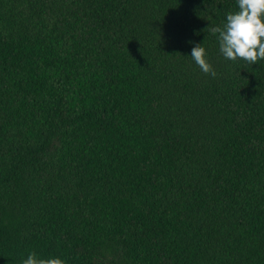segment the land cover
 Listing matches in <instances>:
<instances>
[{"label":"trees","instance_id":"16d2710c","mask_svg":"<svg viewBox=\"0 0 264 264\" xmlns=\"http://www.w3.org/2000/svg\"><path fill=\"white\" fill-rule=\"evenodd\" d=\"M236 10L0 0V264H264V60L209 30Z\"/></svg>","mask_w":264,"mask_h":264},{"label":"clouds","instance_id":"9594fccd","mask_svg":"<svg viewBox=\"0 0 264 264\" xmlns=\"http://www.w3.org/2000/svg\"><path fill=\"white\" fill-rule=\"evenodd\" d=\"M236 3L237 10L229 11L222 25L210 26L209 30L216 35L219 50L226 59L240 58L250 64L264 60V0H236ZM190 56L202 72L217 75L202 43L192 47ZM22 264H66V261L57 255L43 258L32 251Z\"/></svg>","mask_w":264,"mask_h":264}]
</instances>
